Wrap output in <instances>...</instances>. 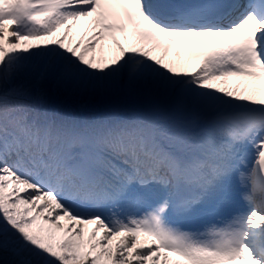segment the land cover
<instances>
[{"label": "snow or ice", "instance_id": "obj_1", "mask_svg": "<svg viewBox=\"0 0 264 264\" xmlns=\"http://www.w3.org/2000/svg\"><path fill=\"white\" fill-rule=\"evenodd\" d=\"M0 220L40 264H264V0H0Z\"/></svg>", "mask_w": 264, "mask_h": 264}, {"label": "rangeland", "instance_id": "obj_2", "mask_svg": "<svg viewBox=\"0 0 264 264\" xmlns=\"http://www.w3.org/2000/svg\"><path fill=\"white\" fill-rule=\"evenodd\" d=\"M0 227L8 229L0 231V264H29V262L40 264L41 255L26 245L15 230L4 224L2 220H0ZM22 246L23 250H21Z\"/></svg>", "mask_w": 264, "mask_h": 264}, {"label": "bare ground", "instance_id": "obj_3", "mask_svg": "<svg viewBox=\"0 0 264 264\" xmlns=\"http://www.w3.org/2000/svg\"><path fill=\"white\" fill-rule=\"evenodd\" d=\"M159 54V53H158ZM195 63H198V61H192L191 63H190V65H189V67H193L194 65H195ZM238 78H235L234 79V82H236V80H237ZM234 84V83H233ZM142 239V238H141Z\"/></svg>", "mask_w": 264, "mask_h": 264}]
</instances>
